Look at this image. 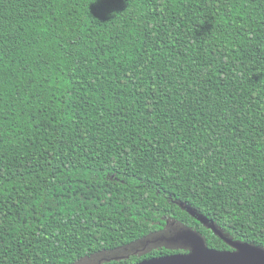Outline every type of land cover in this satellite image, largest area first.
Here are the masks:
<instances>
[{
  "label": "trees",
  "instance_id": "trees-1",
  "mask_svg": "<svg viewBox=\"0 0 264 264\" xmlns=\"http://www.w3.org/2000/svg\"><path fill=\"white\" fill-rule=\"evenodd\" d=\"M176 228L264 252V0H0V264Z\"/></svg>",
  "mask_w": 264,
  "mask_h": 264
},
{
  "label": "rangeland",
  "instance_id": "rangeland-1",
  "mask_svg": "<svg viewBox=\"0 0 264 264\" xmlns=\"http://www.w3.org/2000/svg\"><path fill=\"white\" fill-rule=\"evenodd\" d=\"M176 231H179V230L176 229ZM169 235H175V233L172 231H168L165 235L158 234V235L145 237L126 247L118 248L112 251H105V252L97 253L90 257L83 258L81 261H79V264H101L105 261L126 258L128 256H133V255H142V254L147 253L148 251H151V250H154L160 247L169 249L171 248V241L167 240V237ZM183 236L180 238L185 241H178V243L181 244V247L186 248V249H188L189 247H192L191 245H189L190 244L189 242H191L194 237L193 236L183 237ZM194 246L199 248L200 241L197 240V246L196 245ZM247 248L250 250L249 252H246L247 249L244 248L242 253L246 252L245 254L242 255L240 251L238 255L234 256L235 258H237L242 255V257L238 259L237 263L264 264V252L262 250L252 249L250 247H247ZM192 250L193 252L195 251L194 248H192ZM186 255H188V253H181L178 256H186Z\"/></svg>",
  "mask_w": 264,
  "mask_h": 264
},
{
  "label": "water",
  "instance_id": "water-1",
  "mask_svg": "<svg viewBox=\"0 0 264 264\" xmlns=\"http://www.w3.org/2000/svg\"><path fill=\"white\" fill-rule=\"evenodd\" d=\"M199 219L203 223L207 222L204 218H199ZM176 229L172 230V232H174L175 235H169L167 237V240L171 241V248L181 247V244L178 243V241H185V240H182L180 238L183 235H185L183 237H190V236L194 237L193 240L191 242H189L190 243L189 245H191L192 247H189L187 249L190 252L188 255H186V256L176 255V256L163 257V258L143 262L140 264H241V263H237V261H238V259H240L242 257L243 254L250 251L247 247H250L252 249H256V248L249 246L247 244L231 243V245H233V247L236 249V251L234 253H217V252L207 250L200 237L195 236L192 233L187 232V231H182V230L176 231ZM184 232H186V233H184ZM197 240L200 241L199 248L194 246V245L197 246ZM192 248L195 249L194 252H193ZM244 248L247 250H246V252L242 253ZM184 249H186V248H184ZM240 251H241L242 255L240 257L235 258L234 256L238 255L240 253Z\"/></svg>",
  "mask_w": 264,
  "mask_h": 264
}]
</instances>
